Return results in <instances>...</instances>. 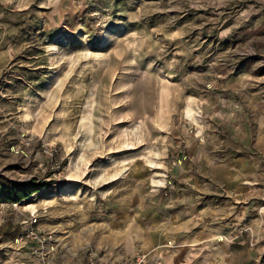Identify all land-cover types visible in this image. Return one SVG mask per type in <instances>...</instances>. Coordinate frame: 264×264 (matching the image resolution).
Wrapping results in <instances>:
<instances>
[{
    "label": "rangeland",
    "instance_id": "374dc122",
    "mask_svg": "<svg viewBox=\"0 0 264 264\" xmlns=\"http://www.w3.org/2000/svg\"><path fill=\"white\" fill-rule=\"evenodd\" d=\"M2 178L0 264H264V0H0Z\"/></svg>",
    "mask_w": 264,
    "mask_h": 264
},
{
    "label": "built area",
    "instance_id": "2783aa9c",
    "mask_svg": "<svg viewBox=\"0 0 264 264\" xmlns=\"http://www.w3.org/2000/svg\"><path fill=\"white\" fill-rule=\"evenodd\" d=\"M40 147L43 163H45L48 170L53 173H58L61 168V162H59L57 159V151L55 147L44 143L41 144ZM11 205L14 206L15 203ZM33 237L36 242L40 243L41 245H43V242L46 240V238H49V236H44L41 233L35 234ZM85 258L86 264H146L148 260L147 253L139 248L122 257H116L114 254H110L102 250L88 249L86 251Z\"/></svg>",
    "mask_w": 264,
    "mask_h": 264
},
{
    "label": "trees",
    "instance_id": "16d2710c",
    "mask_svg": "<svg viewBox=\"0 0 264 264\" xmlns=\"http://www.w3.org/2000/svg\"><path fill=\"white\" fill-rule=\"evenodd\" d=\"M3 180V183H0V192L2 194V196L4 197L5 200L7 201H19L24 197H27V195L30 192H33L36 190L37 186H34V184L29 183L28 184H17V183H10L9 181L5 180V179H1ZM6 226H8L9 224H5ZM4 226V224H3ZM2 225L0 226V229ZM12 231H13V235L14 233H16L18 231V228L16 226L12 227Z\"/></svg>",
    "mask_w": 264,
    "mask_h": 264
}]
</instances>
